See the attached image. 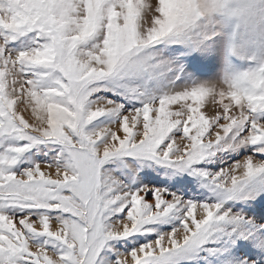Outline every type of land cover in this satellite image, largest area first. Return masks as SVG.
<instances>
[{"label": "snow or ice", "instance_id": "6c2138e0", "mask_svg": "<svg viewBox=\"0 0 264 264\" xmlns=\"http://www.w3.org/2000/svg\"><path fill=\"white\" fill-rule=\"evenodd\" d=\"M0 264H264V0H0Z\"/></svg>", "mask_w": 264, "mask_h": 264}]
</instances>
